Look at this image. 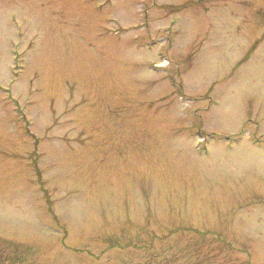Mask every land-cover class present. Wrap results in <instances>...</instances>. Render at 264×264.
Masks as SVG:
<instances>
[{
  "label": "rangeland",
  "instance_id": "1",
  "mask_svg": "<svg viewBox=\"0 0 264 264\" xmlns=\"http://www.w3.org/2000/svg\"><path fill=\"white\" fill-rule=\"evenodd\" d=\"M0 264H264V0H0Z\"/></svg>",
  "mask_w": 264,
  "mask_h": 264
}]
</instances>
